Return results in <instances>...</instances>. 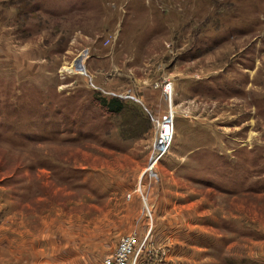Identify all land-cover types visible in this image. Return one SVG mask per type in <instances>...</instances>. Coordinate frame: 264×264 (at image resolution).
I'll return each instance as SVG.
<instances>
[{
	"label": "rangeland",
	"instance_id": "1",
	"mask_svg": "<svg viewBox=\"0 0 264 264\" xmlns=\"http://www.w3.org/2000/svg\"><path fill=\"white\" fill-rule=\"evenodd\" d=\"M145 225L163 264H264V0H0V264H103Z\"/></svg>",
	"mask_w": 264,
	"mask_h": 264
},
{
	"label": "built area",
	"instance_id": "2",
	"mask_svg": "<svg viewBox=\"0 0 264 264\" xmlns=\"http://www.w3.org/2000/svg\"><path fill=\"white\" fill-rule=\"evenodd\" d=\"M155 85L161 89L163 97L167 101V106L165 110L159 112L158 114L152 113L144 106V109L146 110L149 120L153 126V145L148 158L149 164L152 161L157 164L159 163V160L168 151L174 134L175 115L171 101L173 92L172 81L165 79ZM120 97L122 96L120 95ZM129 97L132 96L129 95ZM155 167L156 165L154 166L153 171L145 170L144 174H146V176L150 179H157L158 173L154 170ZM149 212L150 211L147 208V214L142 215L151 219V215L148 214ZM153 234L154 232L152 226L145 225L144 229L139 226L130 233L122 235L119 238L113 253L103 259V264H163L164 252L165 248H167V244H157V242L154 241Z\"/></svg>",
	"mask_w": 264,
	"mask_h": 264
},
{
	"label": "trees",
	"instance_id": "3",
	"mask_svg": "<svg viewBox=\"0 0 264 264\" xmlns=\"http://www.w3.org/2000/svg\"><path fill=\"white\" fill-rule=\"evenodd\" d=\"M101 106L105 108L107 112L118 113L126 109L122 99L117 97H111L109 99H102Z\"/></svg>",
	"mask_w": 264,
	"mask_h": 264
},
{
	"label": "water",
	"instance_id": "4",
	"mask_svg": "<svg viewBox=\"0 0 264 264\" xmlns=\"http://www.w3.org/2000/svg\"><path fill=\"white\" fill-rule=\"evenodd\" d=\"M74 61H76V62L78 63L79 60H78V58H77V59H75Z\"/></svg>",
	"mask_w": 264,
	"mask_h": 264
}]
</instances>
